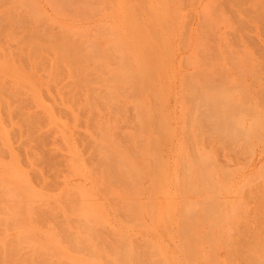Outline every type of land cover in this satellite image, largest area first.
I'll list each match as a JSON object with an SVG mask.
<instances>
[{"label": "rangeland", "instance_id": "1", "mask_svg": "<svg viewBox=\"0 0 264 264\" xmlns=\"http://www.w3.org/2000/svg\"><path fill=\"white\" fill-rule=\"evenodd\" d=\"M0 264H264V0H0Z\"/></svg>", "mask_w": 264, "mask_h": 264}]
</instances>
